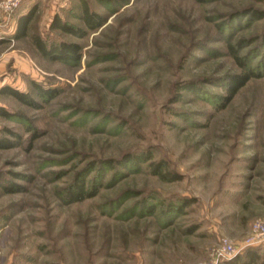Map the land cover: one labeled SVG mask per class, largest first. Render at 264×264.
<instances>
[{"label":"rangeland","instance_id":"1","mask_svg":"<svg viewBox=\"0 0 264 264\" xmlns=\"http://www.w3.org/2000/svg\"><path fill=\"white\" fill-rule=\"evenodd\" d=\"M249 7L264 11V0H23L0 17V89L42 105L0 94V108L24 119L0 117V138L17 146L0 149L1 181L20 188L0 186V264H203L222 238L243 244L252 224L264 221V77L216 108L225 94L218 78L240 69L226 42L215 41L213 22ZM32 8L27 36L15 39L19 17ZM86 8L106 18L98 30L81 38L50 30L55 16L83 28ZM232 27L231 42L251 40L264 20ZM35 35L80 45V62L43 58ZM188 81L201 95L183 92L170 105L175 83ZM34 83L58 95L44 103ZM128 151L151 160L121 167L114 178L106 172L85 202L68 204L58 193L88 162ZM158 161L181 179L153 176L147 165ZM146 196L158 206L154 215L128 218ZM183 199L189 203L179 214L164 215Z\"/></svg>","mask_w":264,"mask_h":264},{"label":"trees","instance_id":"2","mask_svg":"<svg viewBox=\"0 0 264 264\" xmlns=\"http://www.w3.org/2000/svg\"><path fill=\"white\" fill-rule=\"evenodd\" d=\"M196 2H206L207 0H194ZM213 1V0H212ZM217 1V0H215ZM35 9L32 8L27 14L20 16L17 21V28L14 38L17 40L23 39L27 36L28 27L33 19ZM264 20V11L255 9L252 7L237 10L228 15L218 16L213 22L214 31L217 35L216 42H226L227 55L233 60V62L240 69L235 74H228L221 78L225 94L218 96L214 104L217 109L223 110L232 101V99L238 94V92L245 87L250 81L254 79H260L264 77V28L260 34H256L251 40L237 39L234 43L232 40V24L245 21L246 24H252ZM106 18L90 12L87 8L84 10L83 15V28H75L69 23L62 21L58 16H55L50 24L51 31H60L65 34L73 35L74 37L81 38L86 32H93L98 30L105 23ZM33 43L41 54V56L50 61H59L65 64H78L82 58V48L76 43H68L65 41L57 42H45L39 35L33 37ZM253 44V45H252ZM252 45V47H251ZM255 45V46H254ZM254 46V47H253ZM245 51L241 54L242 51ZM33 89L41 101L44 103L54 99L58 94L57 89H46L41 85L34 83ZM197 83L188 81L184 83H175L174 93L169 104H176L180 101L183 92H192L195 95H201L199 92ZM0 94L10 96L20 104L30 107L32 109L40 110L42 105L37 102L32 96L26 93L19 92L8 86H4L0 89ZM0 117L7 120L24 121L19 115H15L4 108H0ZM10 135H14L13 132L7 130ZM15 136V135H14ZM36 138V135L33 136ZM32 137V138H33ZM33 138V139H34ZM17 147L6 138H0V149H11ZM151 160L149 152L136 153V151H128L124 153L120 159H107V160H94L88 162L82 169L77 171L71 182L67 187L59 190V194L66 200L68 204H76L85 202L87 200L95 198L100 189L104 185V177L106 172L112 171V178L119 175V168L127 167L128 165H142L148 163ZM153 176L164 182H175L181 179V176L177 173L166 170V165L163 161L150 162L147 165ZM4 182L1 181L0 186L4 189L5 193L19 192L20 188L16 186L13 189L12 185L4 186ZM135 191H127L128 198L137 196ZM126 197V196H125ZM123 199L122 197L119 200ZM118 200V201H119ZM125 199H123L124 201ZM122 201V200H121ZM150 197L140 198L137 202L131 206L127 213V217L131 218L136 213L145 216H153L157 205L149 204ZM121 202L117 203L118 205ZM189 202L183 199L181 206H177L173 209L171 204L163 208V213L168 216L173 210L179 214L183 208L188 205ZM116 207V206H115ZM164 216V217H165ZM170 220L162 226V228L168 227L171 223ZM189 230L188 233L192 232ZM220 264H264V247H249L240 255H237L232 260H226Z\"/></svg>","mask_w":264,"mask_h":264},{"label":"built area","instance_id":"3","mask_svg":"<svg viewBox=\"0 0 264 264\" xmlns=\"http://www.w3.org/2000/svg\"><path fill=\"white\" fill-rule=\"evenodd\" d=\"M23 0H2L0 2V17H8L20 5ZM264 245V221H256L252 224L249 235L243 244L236 246L226 238L220 241V247L213 250L210 259L203 264H219L220 262L230 260L238 252L248 247H257Z\"/></svg>","mask_w":264,"mask_h":264}]
</instances>
